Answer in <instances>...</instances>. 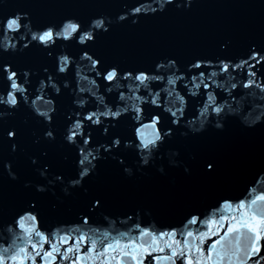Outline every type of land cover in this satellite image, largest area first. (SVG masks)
I'll list each match as a JSON object with an SVG mask.
<instances>
[{
  "label": "snow or ice",
  "instance_id": "obj_1",
  "mask_svg": "<svg viewBox=\"0 0 264 264\" xmlns=\"http://www.w3.org/2000/svg\"><path fill=\"white\" fill-rule=\"evenodd\" d=\"M176 7L191 11L196 5L193 0H181L179 5L177 0H159L158 6H152L150 0L147 5L132 6L118 19L127 22L129 15L143 19ZM111 28L112 21L103 16L87 22L69 19L59 25L35 27L29 16L11 13L0 22V114L14 113L27 105L41 127L37 143L52 145L61 135L55 125L60 113L58 101L70 95L74 106L64 112L62 142L76 166L73 187L82 189L95 174L94 162L101 150L107 158L130 147L148 165L149 157L180 130L189 103L200 104L197 119L187 121L194 130L213 119L221 129V121L237 112L245 121L251 117L250 125L260 122L264 126V104L234 106L247 96L264 100V23L259 44L255 40L249 43L239 61L227 54L230 41H225L226 51L220 56L199 57L185 66L175 57H166L143 69H125L92 50ZM69 41L81 46V54L57 56L58 42ZM34 51L53 58L51 69L41 66L44 75L35 83L33 68L21 67L11 59ZM165 119L167 126L162 123ZM124 121L130 123L133 132L129 145H124L114 131ZM5 124L0 128V140L15 151L21 132ZM100 131L107 142L94 148L93 132ZM47 155L44 152V157ZM29 159L38 165L35 171L41 176H53L63 183V175L52 173L50 164L45 167L46 161L38 164L39 157ZM204 168L207 176L215 173L213 163H206ZM7 172L17 178L11 163ZM250 183L240 197L218 202L210 216L191 214L181 225L183 231L172 226L153 231L128 216L133 227L113 236L95 230L89 213L71 229H50L44 226L38 203L29 200L27 207L0 221V264H57L58 260L60 264H86L88 260L92 264H264V164ZM102 207L98 197L89 201L90 209ZM203 225H208V230H193V226Z\"/></svg>",
  "mask_w": 264,
  "mask_h": 264
},
{
  "label": "water",
  "instance_id": "obj_2",
  "mask_svg": "<svg viewBox=\"0 0 264 264\" xmlns=\"http://www.w3.org/2000/svg\"><path fill=\"white\" fill-rule=\"evenodd\" d=\"M151 2L152 6L159 4V0ZM139 3L147 5L150 0H0V22L11 13L29 16L35 27L59 25L69 19L87 22L103 16L112 21V28L110 34L100 37L92 50L107 62L125 69L150 68L166 57L177 58L180 66L199 57L211 59L226 51L225 41H230L227 54L239 61L245 57L249 43L260 42L264 23L262 0H193L196 7L191 11L176 7L159 15L150 13L143 19L130 15L127 22L118 19ZM180 3L181 0H177V4ZM58 43L57 56L81 54V46L76 43ZM11 59L21 67L33 68L34 83L44 75L41 66L51 69L53 64L52 57L36 51L28 56L17 54ZM244 104L255 106L264 104V100L247 96L240 105L234 106ZM73 106L70 95L59 99L60 113L55 125L61 135L52 145L37 143L41 127L32 119L34 112L27 105L14 113L0 114V128L7 122L21 132L15 151L0 140V221L9 219L32 200L38 203L44 226L50 229H71L89 213L95 221L92 225L95 230L113 236L133 227L128 216L153 231L170 226L183 231L181 225L191 214L210 216L223 198L240 197L251 187L250 182L264 164V126L260 122L250 125L251 117L245 121L237 112L229 113L221 121L224 125L221 129L216 128L213 119L203 128L197 126L194 130L187 121L197 119L200 104L196 101L186 107V118L180 130L158 153L149 157L148 165L143 164L139 154L130 147H123L118 154L114 152L107 158L101 150L94 162L97 164L95 174L82 189L73 187L76 166L62 142L64 112H70ZM251 111L248 108V112ZM162 123L167 126L166 119ZM114 131L123 138L124 145L131 143L128 138L133 132L128 121ZM93 136L94 148L107 142L102 131L93 132ZM44 152L48 153L47 157ZM30 157H39L38 164L46 161L45 167L50 164L52 173L63 175V183L55 181L53 176H41L35 171L38 165H32ZM9 163L16 170V179L8 175ZM206 163L215 166L211 176L205 175ZM41 187L43 192L38 191ZM96 197L102 200L103 207L90 209L89 201ZM197 228L206 231L208 225L193 226L194 231Z\"/></svg>",
  "mask_w": 264,
  "mask_h": 264
}]
</instances>
